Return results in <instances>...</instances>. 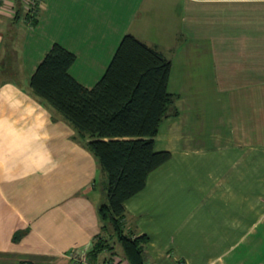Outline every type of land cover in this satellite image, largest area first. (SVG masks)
<instances>
[{"label": "crops", "instance_id": "crops-1", "mask_svg": "<svg viewBox=\"0 0 264 264\" xmlns=\"http://www.w3.org/2000/svg\"><path fill=\"white\" fill-rule=\"evenodd\" d=\"M24 1L0 8V264L87 259L105 175L29 79L57 43L92 88L127 34L170 61L177 114L124 231L149 237L145 264H264V0H41L34 25ZM114 251L91 262L126 264Z\"/></svg>", "mask_w": 264, "mask_h": 264}, {"label": "trees", "instance_id": "trees-1", "mask_svg": "<svg viewBox=\"0 0 264 264\" xmlns=\"http://www.w3.org/2000/svg\"><path fill=\"white\" fill-rule=\"evenodd\" d=\"M74 61L72 52L53 44L30 77L29 88L87 140L85 146L105 175V200L97 207L101 233L87 259L95 261L104 251L116 255L118 243L126 264H145L149 237L124 231V204L144 188L148 174L171 157L154 148L160 123L177 114L176 96L167 91L171 63L130 34L122 37L92 88L70 75Z\"/></svg>", "mask_w": 264, "mask_h": 264}, {"label": "built area", "instance_id": "built-area-1", "mask_svg": "<svg viewBox=\"0 0 264 264\" xmlns=\"http://www.w3.org/2000/svg\"><path fill=\"white\" fill-rule=\"evenodd\" d=\"M6 3H7V0H0V8L2 7L3 4H6ZM40 3H41V0H25L24 1L25 11L27 15L29 16V20H31L34 14L37 12ZM82 261L84 264H98V263L88 261L85 257L84 259H82Z\"/></svg>", "mask_w": 264, "mask_h": 264}, {"label": "rangeland", "instance_id": "rangeland-1", "mask_svg": "<svg viewBox=\"0 0 264 264\" xmlns=\"http://www.w3.org/2000/svg\"><path fill=\"white\" fill-rule=\"evenodd\" d=\"M25 13H26V11H25ZM35 15V14H34ZM34 20V18L33 19H31L30 21H33ZM30 21H29V23H30ZM31 24V23H30ZM106 180V179H105ZM100 193V192H99ZM115 242V241H114ZM115 244V243H114Z\"/></svg>", "mask_w": 264, "mask_h": 264}]
</instances>
